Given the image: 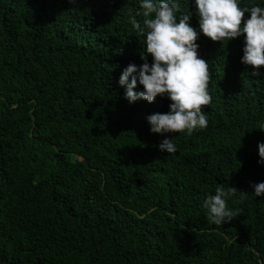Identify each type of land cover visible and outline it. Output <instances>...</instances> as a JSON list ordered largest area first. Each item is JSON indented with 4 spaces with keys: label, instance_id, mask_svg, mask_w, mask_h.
I'll use <instances>...</instances> for the list:
<instances>
[{
    "label": "trees",
    "instance_id": "1",
    "mask_svg": "<svg viewBox=\"0 0 264 264\" xmlns=\"http://www.w3.org/2000/svg\"><path fill=\"white\" fill-rule=\"evenodd\" d=\"M133 18L140 0H0V264H264V66L242 63L243 37L201 33L208 125L154 134L172 101L129 103L119 83L147 55ZM221 186L236 215L215 225Z\"/></svg>",
    "mask_w": 264,
    "mask_h": 264
},
{
    "label": "clouds",
    "instance_id": "2",
    "mask_svg": "<svg viewBox=\"0 0 264 264\" xmlns=\"http://www.w3.org/2000/svg\"><path fill=\"white\" fill-rule=\"evenodd\" d=\"M145 17L143 25L133 18L136 29L145 36L147 55L141 65L130 63L124 68L119 83L126 88L129 103L140 99L154 102L158 96H167L172 103L170 111L156 112L147 117L154 134L182 133L193 135L207 127L203 106L211 103L208 91L210 74L208 61L199 55L197 40L202 33L212 41L226 42L243 37L242 63L254 66L253 75H261L264 66V7L241 6V0H191L190 9L198 14L199 28L191 25L192 17L184 11L179 19L177 0H140ZM250 14L247 18L245 14ZM139 14V13H138ZM149 55L152 62L148 63ZM143 90L137 92V82ZM161 151L177 152L173 138L166 137L159 144ZM264 165V142L258 145ZM256 197L264 196V182L254 183ZM236 188L227 191L217 187L204 202L210 221L215 225L231 221L236 213L228 207L227 197L235 195Z\"/></svg>",
    "mask_w": 264,
    "mask_h": 264
}]
</instances>
